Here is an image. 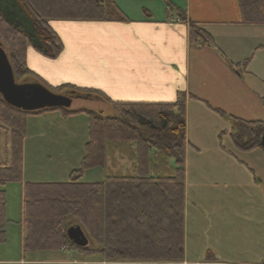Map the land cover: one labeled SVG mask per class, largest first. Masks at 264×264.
Masks as SVG:
<instances>
[{
  "label": "crops",
  "instance_id": "crops-1",
  "mask_svg": "<svg viewBox=\"0 0 264 264\" xmlns=\"http://www.w3.org/2000/svg\"><path fill=\"white\" fill-rule=\"evenodd\" d=\"M108 1L117 7L124 20L48 21L49 28L61 41L62 50L56 58L48 59L28 46L25 52L27 70L52 90L64 86L95 90L112 102L173 103L181 97L184 99L187 162L190 159L198 160L196 157L203 155L227 152L221 144L222 136H227L229 140L242 145L240 151L261 153L262 163L264 151L255 145L257 138L252 137V132H259V135L264 132V93L259 90L264 92V87H261L264 86V25L245 24L239 0H169V3L161 0ZM172 5L180 8L176 15H173ZM178 14L182 17L179 18ZM189 22L206 31L212 37L213 45L199 47L189 43ZM258 56L260 57L255 62V57ZM80 115L82 114L62 118L58 112H45L27 118L28 125L32 123L38 130L32 132L34 143L32 149L30 147L28 160L29 168H37L36 171L32 170L35 174L33 179L44 172L42 168H59L53 172L49 170L51 174H71L81 168L88 137L86 116L83 114V136L72 127ZM250 123L258 124L254 126ZM59 124L67 125L66 129L58 131ZM45 127L47 132L44 131ZM244 127L249 130L246 131ZM235 128L239 131L233 135L232 130ZM25 141L24 137L21 142L22 160ZM6 143L5 148L8 149L9 145ZM45 147L53 152L44 161L39 150ZM68 148L71 153H78L75 159ZM105 163L104 146L103 164L90 170L104 166L106 168ZM104 178L106 177L102 180ZM96 180L95 182H100L99 179ZM25 183L22 176L19 183L20 214L18 221H15L20 230L19 256L14 259L4 258L1 245L0 264L103 263L97 253L100 250L97 244L91 246L88 243L85 248L89 249L87 254L73 249H45L46 252L62 255L55 258H42L43 255L39 254L42 253L41 250L23 251L26 228L23 224L22 190ZM256 183L254 181L255 185ZM261 217L260 230L256 228V234L248 235L246 232L247 246L244 252H257L262 243V212ZM6 220L14 223L8 219L7 208ZM217 227V223L211 225L209 229L213 230V234L210 230L207 232L208 243L201 242L207 247L199 245L193 238V249L200 253L206 251L207 254L210 249L220 252V248L224 247L222 251L229 252L234 244L223 236L220 241V235L215 230ZM7 231L6 226V237ZM255 236L256 239H253ZM204 261L205 259H188L184 253V264H203ZM218 262L251 263L233 260Z\"/></svg>",
  "mask_w": 264,
  "mask_h": 264
},
{
  "label": "trees",
  "instance_id": "trees-1",
  "mask_svg": "<svg viewBox=\"0 0 264 264\" xmlns=\"http://www.w3.org/2000/svg\"><path fill=\"white\" fill-rule=\"evenodd\" d=\"M239 3L245 24L264 25V0H239ZM178 17L182 16L178 14ZM50 20L124 19L108 0H0V44L7 50L4 49L15 78L31 74L25 66L28 46L48 59L56 58L61 52V41L47 24ZM188 40L199 47L213 45L212 37L193 22L188 24ZM65 88L71 91L67 90V94L101 97L109 105V110L105 115L84 109L28 113L8 106L0 97V127L10 137L8 153L4 160H0V244L5 242L8 223L3 188L8 183L22 181L21 142L27 118L57 111L62 118L78 114L86 116L85 155L81 168L72 171L66 182L24 184L22 208L26 234L23 251L63 249L58 243H65L66 238L67 243L75 247L73 250L89 253V249L71 244L65 230L61 229L67 217H73L83 226L90 243L100 246L97 253L107 263L182 262L186 147L184 99L179 97L173 103L112 102L98 91L73 86L54 89L53 93ZM260 136L259 132H252L257 143ZM107 142L135 145L137 176L106 177L100 182L89 183L81 181L84 171L101 167ZM151 149H158L165 157L174 160L172 177L148 175ZM206 262L220 263L212 256H207ZM258 264H264V261Z\"/></svg>",
  "mask_w": 264,
  "mask_h": 264
},
{
  "label": "rangeland",
  "instance_id": "rangeland-1",
  "mask_svg": "<svg viewBox=\"0 0 264 264\" xmlns=\"http://www.w3.org/2000/svg\"><path fill=\"white\" fill-rule=\"evenodd\" d=\"M169 3V0H166ZM177 4H180L177 2ZM173 15L179 13V6H171ZM117 14L121 15L120 11L117 9ZM156 17V15H154ZM1 41V40H0ZM3 49L6 50L5 46L2 45ZM255 57V62L259 58ZM264 58V55H262ZM23 80L27 83L35 82L43 84L37 77L32 74H24L21 77H16L15 81L17 83H23ZM264 87V86H261ZM51 92L52 89L47 88ZM68 89L65 88L59 93H67ZM264 93L261 89H259ZM67 91V92H66ZM71 92V91H69ZM73 94V93H72ZM75 95V94H74ZM264 96V94H263ZM89 99L87 107L85 108H75L90 110L97 114H106L109 110V105L107 102L94 94L90 96L85 95ZM57 112V111H56ZM59 114V113H58ZM29 120V119H28ZM85 117L80 115L77 117L76 121L73 122L75 131L79 135L84 134V124ZM2 126V125H1ZM67 125L59 124L58 131H64ZM40 129L41 126L39 125ZM80 129H79V128ZM245 130L247 129V127ZM36 129V130H35ZM241 129V128H240ZM46 130V127L44 131ZM38 131L36 125L26 122L25 134L26 139L23 146V168L22 176L26 182H66L69 179V174L54 173L51 174L48 171L53 172L55 169L59 168H42L43 173L39 174L37 179H33L32 176L33 169L36 171L37 168H29L28 160L30 156V147L32 149V144L34 143L32 132ZM233 135L239 130L237 128L233 129ZM47 132V131H45ZM8 132H5L2 127H0V160H4L8 149L5 148V142L10 141V137H7ZM145 136H148L144 133ZM6 139V140H5ZM6 143V145H7ZM105 144V157L107 166L105 168L86 170L82 174L81 181L83 182H95L97 179L101 181L103 177L113 176V177H136V152L135 145L131 142H107ZM237 143V142H236ZM235 141L229 140L227 136H222V146L226 149L225 153H217L215 155H203L196 157L198 160H185V178H184V217H183V235H184V245L183 250L188 259H205L203 264H208L206 262L207 256H212L217 261H247L253 264H258L264 261V235L261 244L258 246L257 252L248 253L244 252V248L247 246L246 232L256 234L257 229L260 230L261 226V212L263 213V227H264V161L261 163L260 157L261 153L252 152H242V145L236 144ZM255 143V139H253ZM37 144V143H36ZM255 145H258L257 141ZM9 148V146L7 147ZM57 148L55 144L54 149ZM240 148V149H239ZM39 150V149H38ZM44 158L47 160L46 156L51 154L53 151L47 147L39 150ZM68 152L72 154L73 158L77 156L78 153H71L72 151L68 148ZM33 154V150H32ZM83 154V151H82ZM69 156V157H72ZM72 158V160H73ZM26 159V164H25ZM50 164V163H49ZM148 175L150 177L167 178L172 177L174 174V160L165 157L158 149L149 150L148 155ZM24 166L26 168H24ZM67 169V168H65ZM78 169V168H71ZM61 170H64L62 168ZM254 181L257 185L254 184ZM4 192L6 196V208L8 219L14 221L13 224L7 223V242L2 245V255L5 258H17L19 256V225L15 223L18 221L20 214V185L18 182H11L5 185ZM261 200L263 202H261ZM23 210V208H22ZM6 212V209H5ZM253 215H250V214ZM218 224L217 234L220 235V241L223 237H226L229 241H232L234 245L229 252L222 251L224 247L220 248V252L209 250L200 253L199 250H194L191 242L192 239H196L199 245L207 247L201 242L208 243L207 232H209L210 226ZM83 226L80 224L79 220L73 217H67L61 229L64 231L67 228L74 225ZM85 231V230H84ZM213 234V230H210ZM258 234V238H259ZM65 243L60 241L58 244L62 246L64 250L67 248H75L67 243L66 238ZM88 239V238H87ZM256 239V236L253 237ZM90 240V239H88ZM90 243V241H89ZM90 245H94L93 242ZM248 249V248H247ZM69 250V249H67ZM242 253H241V252ZM43 255L42 258H55L57 256L62 257V255H55L45 250H41ZM206 254V256H205ZM258 262V263H257ZM101 264H110L105 261L100 262ZM250 263V264H251ZM111 264H137L129 262H118ZM139 264V263H138ZM178 264H184V254L182 262ZM209 264H221V263H209ZM245 264V263H243Z\"/></svg>",
  "mask_w": 264,
  "mask_h": 264
},
{
  "label": "water",
  "instance_id": "water-1",
  "mask_svg": "<svg viewBox=\"0 0 264 264\" xmlns=\"http://www.w3.org/2000/svg\"><path fill=\"white\" fill-rule=\"evenodd\" d=\"M0 97L8 106L28 113L51 109L75 110V108H85L89 103V99L85 96L55 94L39 83H17L1 44ZM258 146L264 151V132L260 136ZM65 234L70 243L76 247L86 248L88 246V239L79 225L69 227Z\"/></svg>",
  "mask_w": 264,
  "mask_h": 264
}]
</instances>
